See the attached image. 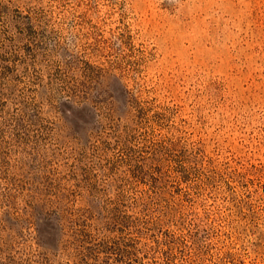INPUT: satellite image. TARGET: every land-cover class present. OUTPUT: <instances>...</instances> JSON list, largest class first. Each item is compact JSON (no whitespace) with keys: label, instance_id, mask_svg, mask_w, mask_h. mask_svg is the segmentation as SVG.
I'll return each instance as SVG.
<instances>
[{"label":"rangeland","instance_id":"1","mask_svg":"<svg viewBox=\"0 0 264 264\" xmlns=\"http://www.w3.org/2000/svg\"><path fill=\"white\" fill-rule=\"evenodd\" d=\"M118 199L97 264H264V0H0V264H78Z\"/></svg>","mask_w":264,"mask_h":264},{"label":"trees","instance_id":"2","mask_svg":"<svg viewBox=\"0 0 264 264\" xmlns=\"http://www.w3.org/2000/svg\"><path fill=\"white\" fill-rule=\"evenodd\" d=\"M68 92V91H67ZM127 94V93H126ZM74 97L79 98L78 95L74 94ZM123 203L118 200L108 201V205L106 207L107 212V223L110 228L108 229L109 233L116 232L119 235L115 236L113 239L111 238H102L101 241L97 243H92L90 246H85L84 244H90L92 240V235L90 233V226L85 222L80 223L83 228L82 230L77 231V234L82 236V240H78L81 244V249L77 251L78 264H89V260L93 261V264H97L96 262L99 259V255L104 253L105 257L111 255L112 252L118 250L120 256L123 258L128 255H132L131 251H138L137 249L139 244L138 239H133L128 235L131 234V230H136V233H139L141 228H139L140 224L133 225V221H131L130 217L125 214L126 211L122 210ZM118 214L115 215L114 213ZM139 223V221H138ZM160 220L157 219L156 224H159ZM162 224V222H161ZM137 227V228H136ZM137 240V241H136ZM77 241V239H75ZM92 241H95L94 239ZM112 243V245L110 244ZM155 243H158V240H155ZM147 246V245H146ZM131 248V250H129ZM109 261V258H107ZM121 260V259H120Z\"/></svg>","mask_w":264,"mask_h":264}]
</instances>
